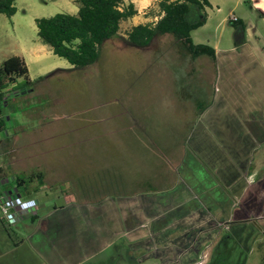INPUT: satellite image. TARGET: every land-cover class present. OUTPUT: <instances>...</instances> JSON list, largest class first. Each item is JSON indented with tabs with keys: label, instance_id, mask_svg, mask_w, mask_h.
Returning <instances> with one entry per match:
<instances>
[{
	"label": "crops",
	"instance_id": "0c3cea01",
	"mask_svg": "<svg viewBox=\"0 0 264 264\" xmlns=\"http://www.w3.org/2000/svg\"><path fill=\"white\" fill-rule=\"evenodd\" d=\"M44 1L55 4L63 13L75 15L78 12L76 0ZM229 1L233 3L232 9L221 23L229 21L230 24L229 17L234 15L238 21L251 25V33L249 35L246 28L244 42L237 40L238 44L233 34L232 45L223 44L220 39L204 42L206 40L199 36L196 42L192 38L195 44L213 48L215 57L181 56L183 73L190 76L197 66H211L218 91H214L207 105L182 90L173 89L165 96L164 103L167 101L175 109L182 105L188 109L190 119L162 127L152 123L150 131L142 133L145 136L131 138L129 152L124 149L120 156L141 161L135 164L139 173L136 188L129 189L127 179L121 174L116 182H108L109 187L104 188L113 192H106L98 199L77 197L74 194L77 191L68 196L54 185L50 207L36 195L22 199L16 185L1 180L5 191H13L23 202L31 204L32 215L25 214L7 227L16 232L15 236H21L17 241L9 237L11 246L0 252V264H81L109 247L114 239H126L132 234L136 235L130 238L135 245L132 252L144 251L142 258H132V263L153 258L156 264H195L201 246L206 244L216 226V213L222 211L226 221L236 218L234 199L240 198L241 205L246 202L244 206L251 197L253 202L262 204L261 212L244 209L246 213L242 212L238 219L261 215L264 178L258 183L250 178L254 175L251 162L258 139L264 137V28L255 31L258 17L261 16L264 25V0ZM132 2L135 5L134 0ZM208 2L210 6L202 9L206 23L201 29L207 27L212 14L221 11L217 0ZM18 14L17 8L10 18L13 23ZM37 18L33 17L32 21L35 23ZM20 27L13 24V31ZM200 28L192 31L191 36ZM247 34L252 38L251 43H247ZM23 37L15 38L18 54L3 55L0 64L12 56L23 58L33 83L36 77L53 72L54 66L47 65L45 58L55 55L39 38L32 43ZM197 60L199 63L194 67ZM11 90L10 87L6 90V105L13 96ZM2 117L5 128L0 130V136L11 127L4 114ZM159 144L168 145L165 154L156 146ZM170 145H180L181 151H170ZM143 148L148 150L141 151ZM89 157H94V153H89ZM43 179L44 176L40 183ZM45 198H49V194L45 193ZM18 226H22L26 234L17 233ZM109 234L113 239L107 241L105 237ZM139 239L149 240L148 247L141 245Z\"/></svg>",
	"mask_w": 264,
	"mask_h": 264
},
{
	"label": "rangeland",
	"instance_id": "374dc122",
	"mask_svg": "<svg viewBox=\"0 0 264 264\" xmlns=\"http://www.w3.org/2000/svg\"><path fill=\"white\" fill-rule=\"evenodd\" d=\"M217 1L221 11L212 14L207 27L200 28L192 38L196 42L199 36L206 40L204 42L220 39L219 42L232 45L234 30L228 19L225 24L221 20L232 9L233 3L229 0ZM44 2L19 0V14L14 23L4 15L0 16V60L5 54H18L17 36H24L32 43L38 39L33 17L63 13L56 9L55 4ZM134 2L137 14L122 22L118 34L103 43L94 64L76 68L61 58L46 57L47 65L54 66L52 73L36 77L30 86L20 79L10 87L13 96L8 98L7 105L2 103L1 106L7 122L11 123L9 130L0 136L6 142L0 157L1 180H9L14 186L17 178L41 172L43 182L37 180L27 188L31 195L46 201L50 207L54 185L68 196L77 191L74 193L77 197L98 199L106 192H113L104 188L109 187L108 182H116L121 174L123 179H127L129 189L136 188L139 173L135 164L141 161L121 157L124 149L129 152L131 138L145 136L142 133L150 131L152 123L162 127L168 123L182 124L190 119L188 109L183 105L175 109L167 101L164 103L165 96L173 89L182 90L187 95L191 93L192 98L202 105L211 102L214 91H218L213 83L211 66L198 68L197 60L193 64L197 66L193 68V73L184 75L180 57L188 54L171 35H160L146 46H135L129 42L127 35L133 27L153 24L160 16L158 0ZM203 15L200 6L190 5L185 19L195 23ZM260 17L255 22L257 32L259 28H264ZM15 23L21 27L14 32ZM244 24L250 35L251 25L246 21ZM249 35L247 43L252 42ZM31 68L35 76L34 67ZM258 142L251 162L254 175L250 178L256 183L264 178V137ZM156 146L165 154L164 149L168 145ZM170 151L179 153L180 145H170ZM92 152L94 157L90 158L89 153ZM142 163L145 165L146 161ZM20 190L23 194L27 192L26 187ZM35 190L37 192H33ZM45 193L49 194V198H45ZM23 194L22 199L26 197ZM251 198L247 206H244L246 202L241 205L240 198L234 199V221H226L222 211L216 213V226L208 235L206 244L201 246V254L195 264H264V211L259 217L255 215L246 220L237 217L242 212L246 213L244 209L251 212L263 210L262 204L253 202ZM27 225L33 226L31 222ZM3 226L0 221V252L7 251L11 246L9 237L17 241L21 236H15V231L13 233L12 229ZM16 229L17 233L26 234L22 226ZM111 236L106 235V240H112ZM135 236L114 239L109 247L99 250L81 264H156L153 258L131 262L132 258L141 259L144 254V251L132 252L135 245L130 238ZM139 242L144 247L149 245L147 239H139Z\"/></svg>",
	"mask_w": 264,
	"mask_h": 264
},
{
	"label": "trees",
	"instance_id": "16d2710c",
	"mask_svg": "<svg viewBox=\"0 0 264 264\" xmlns=\"http://www.w3.org/2000/svg\"><path fill=\"white\" fill-rule=\"evenodd\" d=\"M76 3L77 14L57 13L51 17L37 18L35 25L39 40L50 47L55 56L77 68L94 64L103 43L115 37L121 23L133 18L137 9L132 0H76ZM190 5H198L202 9L210 6L208 0H161L158 4L161 12L159 19L153 24L133 27L127 35L129 42L135 46H146L160 35H171L192 58H214L213 48L193 42L191 33L206 23V14L195 23L187 22L185 16L190 11ZM16 12V0H0V15L11 18ZM230 25L234 30L236 44L237 40L244 42V22H230ZM20 79L28 86L32 85L23 58L12 56L0 64V108L6 100V90ZM2 116L3 111L0 109V128L5 122ZM5 148V140L0 139V157ZM2 173L0 167V181ZM42 178L39 172L25 175L16 179V187L20 194H23L20 188L26 187L27 192L23 195L30 196L28 185Z\"/></svg>",
	"mask_w": 264,
	"mask_h": 264
},
{
	"label": "built area",
	"instance_id": "2783aa9c",
	"mask_svg": "<svg viewBox=\"0 0 264 264\" xmlns=\"http://www.w3.org/2000/svg\"><path fill=\"white\" fill-rule=\"evenodd\" d=\"M229 20L235 22L238 21V18L231 15ZM30 208L31 204L23 202L15 192L5 191L0 181V220L3 225L8 227L24 217L25 214L31 216Z\"/></svg>",
	"mask_w": 264,
	"mask_h": 264
}]
</instances>
